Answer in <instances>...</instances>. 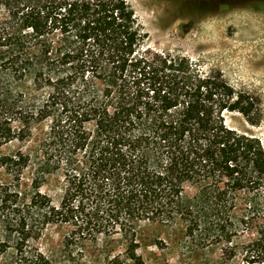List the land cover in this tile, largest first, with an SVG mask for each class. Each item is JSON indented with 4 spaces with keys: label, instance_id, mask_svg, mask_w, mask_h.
<instances>
[{
    "label": "trees",
    "instance_id": "trees-1",
    "mask_svg": "<svg viewBox=\"0 0 264 264\" xmlns=\"http://www.w3.org/2000/svg\"><path fill=\"white\" fill-rule=\"evenodd\" d=\"M148 38L131 0H0V264H54L37 248L51 226L66 247L121 236L146 264L150 221L233 254L252 234L244 264H264V143L228 123L258 125L260 100Z\"/></svg>",
    "mask_w": 264,
    "mask_h": 264
},
{
    "label": "rangeland",
    "instance_id": "rangeland-1",
    "mask_svg": "<svg viewBox=\"0 0 264 264\" xmlns=\"http://www.w3.org/2000/svg\"><path fill=\"white\" fill-rule=\"evenodd\" d=\"M131 4L149 36L147 49L187 58L204 73L220 71L237 91L260 100L262 119L258 125H250L238 114L230 115L228 123L264 143V0H131ZM45 131L44 127L38 128L26 150L34 147ZM29 173L24 177L27 187ZM10 182L9 177L0 174V186ZM43 192L54 200L61 195L55 185L43 188ZM69 232L67 226L48 227L37 248L51 257L54 264H114L116 257L121 260L119 264H129L121 236L100 237L96 244L66 247ZM136 233L137 253L146 264H244L243 244L255 237L239 234L234 240L233 254L225 244L192 243L181 224L172 226L150 221L138 225Z\"/></svg>",
    "mask_w": 264,
    "mask_h": 264
}]
</instances>
